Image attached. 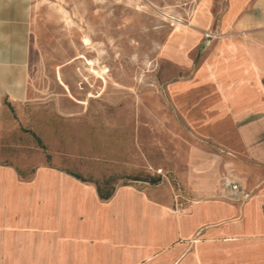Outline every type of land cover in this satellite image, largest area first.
<instances>
[{
	"label": "crops",
	"instance_id": "obj_1",
	"mask_svg": "<svg viewBox=\"0 0 264 264\" xmlns=\"http://www.w3.org/2000/svg\"><path fill=\"white\" fill-rule=\"evenodd\" d=\"M36 1L0 0V264H264V0H201L172 29L160 56L177 78L152 116L177 145L180 189L127 184L107 200L43 165L22 180L10 161ZM229 167L240 192L222 185Z\"/></svg>",
	"mask_w": 264,
	"mask_h": 264
},
{
	"label": "rangeland",
	"instance_id": "obj_2",
	"mask_svg": "<svg viewBox=\"0 0 264 264\" xmlns=\"http://www.w3.org/2000/svg\"><path fill=\"white\" fill-rule=\"evenodd\" d=\"M200 1L37 0L28 101L20 139L10 142L20 178L43 165L91 184L115 175V189L145 188L127 177L159 175L152 186L178 191L177 145L152 113L168 114L164 84L177 78L164 76L173 68L161 47Z\"/></svg>",
	"mask_w": 264,
	"mask_h": 264
},
{
	"label": "trees",
	"instance_id": "obj_3",
	"mask_svg": "<svg viewBox=\"0 0 264 264\" xmlns=\"http://www.w3.org/2000/svg\"><path fill=\"white\" fill-rule=\"evenodd\" d=\"M73 177H75L76 179L83 181V182H92L90 180H85L83 179L81 176L77 175V174H71ZM117 179V177L115 175H109L107 177H103L100 180H96L93 181V184L96 187V191L98 194V197L102 200H107L109 199L114 191H115V180ZM127 179H130L134 182H138V183H143V184H148V185H155L158 182H160L161 180V176H146L145 178H140L138 176L135 177H127ZM128 182H123L122 185H127Z\"/></svg>",
	"mask_w": 264,
	"mask_h": 264
},
{
	"label": "built area",
	"instance_id": "obj_4",
	"mask_svg": "<svg viewBox=\"0 0 264 264\" xmlns=\"http://www.w3.org/2000/svg\"><path fill=\"white\" fill-rule=\"evenodd\" d=\"M222 185L233 193L240 192V180L234 175L232 167L222 175Z\"/></svg>",
	"mask_w": 264,
	"mask_h": 264
},
{
	"label": "bare ground",
	"instance_id": "obj_5",
	"mask_svg": "<svg viewBox=\"0 0 264 264\" xmlns=\"http://www.w3.org/2000/svg\"><path fill=\"white\" fill-rule=\"evenodd\" d=\"M181 21H176V23L174 24V26L173 27H176L179 23H180ZM174 30V29H173ZM89 38L88 37H84L83 38V44H85L86 46L87 45H89L90 43H89ZM163 47V46H162ZM164 49V48H163Z\"/></svg>",
	"mask_w": 264,
	"mask_h": 264
}]
</instances>
